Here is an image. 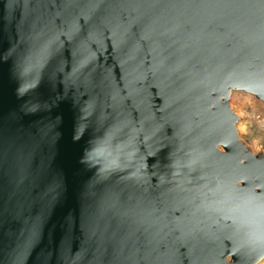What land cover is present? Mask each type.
<instances>
[{"label": "water", "instance_id": "obj_1", "mask_svg": "<svg viewBox=\"0 0 264 264\" xmlns=\"http://www.w3.org/2000/svg\"><path fill=\"white\" fill-rule=\"evenodd\" d=\"M264 0H0V264H264Z\"/></svg>", "mask_w": 264, "mask_h": 264}, {"label": "rangeland", "instance_id": "obj_2", "mask_svg": "<svg viewBox=\"0 0 264 264\" xmlns=\"http://www.w3.org/2000/svg\"><path fill=\"white\" fill-rule=\"evenodd\" d=\"M240 114V138L252 149L264 147V106L250 98L238 97L232 101Z\"/></svg>", "mask_w": 264, "mask_h": 264}]
</instances>
